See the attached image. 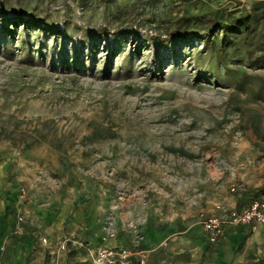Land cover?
Wrapping results in <instances>:
<instances>
[{
    "label": "rangeland",
    "instance_id": "1",
    "mask_svg": "<svg viewBox=\"0 0 264 264\" xmlns=\"http://www.w3.org/2000/svg\"><path fill=\"white\" fill-rule=\"evenodd\" d=\"M255 1L0 0V13L41 27H10L0 40V150L30 171L15 219L25 228L32 197L81 200L99 207L100 237L106 227L124 235L134 220L143 238L152 225L182 251L167 245L162 264H198L201 216L236 199L232 183L247 193L264 183V66L240 49L219 61L201 41L166 33L185 12L249 11ZM103 31L113 35L103 41Z\"/></svg>",
    "mask_w": 264,
    "mask_h": 264
},
{
    "label": "crops",
    "instance_id": "2",
    "mask_svg": "<svg viewBox=\"0 0 264 264\" xmlns=\"http://www.w3.org/2000/svg\"><path fill=\"white\" fill-rule=\"evenodd\" d=\"M3 155L0 150V264H86V249L95 250L100 246V209L93 203L61 198L47 201L41 197H32L31 202L22 208L26 222L24 235L7 239L15 222L19 182L23 174L29 175L30 171L28 168L15 166L13 160L5 159ZM263 184L255 188L262 187ZM240 190L234 194V201L215 204L208 215L218 214L217 206L241 209L247 205L251 201L248 190ZM182 224L186 228L193 225L190 219H185ZM150 227L152 225H148L142 244L144 249L151 251L147 264H162V250L167 245L170 250L174 251L176 248L174 249L173 243L165 241L169 239L168 231L163 233L155 229L151 232ZM174 227L173 224L172 228ZM203 232L204 230L200 231L201 236L205 235ZM186 233L189 235L190 230ZM65 238L81 243L84 248L69 243L67 250H60V243ZM43 239L45 244L41 242ZM111 244L126 245V237L120 233ZM57 248L59 254L55 258ZM179 250L177 248L174 252L171 251V255H178L182 252ZM198 264H264V227L226 226L223 240L216 245L208 244L205 235Z\"/></svg>",
    "mask_w": 264,
    "mask_h": 264
},
{
    "label": "trees",
    "instance_id": "3",
    "mask_svg": "<svg viewBox=\"0 0 264 264\" xmlns=\"http://www.w3.org/2000/svg\"><path fill=\"white\" fill-rule=\"evenodd\" d=\"M205 1L220 6L224 0ZM3 22L6 23L0 32V40L3 38L11 39L13 33L9 29L10 27L13 29L28 27L35 33L41 29L39 23H35L33 19H25L22 16L9 18L4 12L0 13V24ZM58 32L60 31L55 28H45L46 35H51V37L59 34ZM112 35L111 32L103 31L100 38L105 41ZM166 39L171 42L177 39L183 41L199 40L204 48L211 49L216 54L219 61L224 58L227 59L233 51L240 49L249 64L264 66V0L255 1L249 11L236 8L226 10L218 7L202 15L191 16L185 12L174 21V28L166 33ZM2 45H5L6 48L10 47V43L3 42ZM42 46L43 44H39L35 50L38 55L44 57L45 53L41 50ZM63 55L66 57L67 64L64 66L68 68L67 50L64 51ZM60 58L58 57L57 65H60ZM248 194L251 200L258 198L264 194V184Z\"/></svg>",
    "mask_w": 264,
    "mask_h": 264
},
{
    "label": "built area",
    "instance_id": "4",
    "mask_svg": "<svg viewBox=\"0 0 264 264\" xmlns=\"http://www.w3.org/2000/svg\"><path fill=\"white\" fill-rule=\"evenodd\" d=\"M239 190L240 186L237 184L232 183L229 186L231 194H236ZM25 194L26 191L23 189L20 197L21 203L25 201ZM117 207L115 205L112 209L116 210ZM216 208L218 214L204 215L200 218V225L205 232L206 241L210 245H216L223 240L226 226L264 227V194L251 200L241 209L227 206H217ZM122 226L121 232L128 238L127 244L123 246L112 245L111 243L118 238L119 233L113 227H106L100 237V246L95 250L86 249V264H147L151 251L142 247L144 238L140 235L138 223L129 220ZM24 233L23 220L19 215L15 219L11 235L20 237ZM41 242L46 243L44 239ZM69 243L77 244L70 238H65L61 241L59 249L67 250ZM77 246L84 248L81 243Z\"/></svg>",
    "mask_w": 264,
    "mask_h": 264
}]
</instances>
